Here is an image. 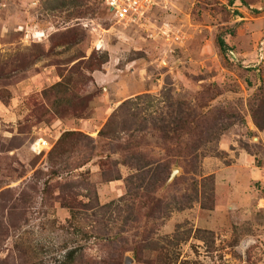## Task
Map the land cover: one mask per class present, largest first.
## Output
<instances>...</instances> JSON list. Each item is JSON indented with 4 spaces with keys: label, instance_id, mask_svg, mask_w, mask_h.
Masks as SVG:
<instances>
[{
    "label": "rangeland",
    "instance_id": "obj_1",
    "mask_svg": "<svg viewBox=\"0 0 264 264\" xmlns=\"http://www.w3.org/2000/svg\"><path fill=\"white\" fill-rule=\"evenodd\" d=\"M127 257L264 264V0H0V264Z\"/></svg>",
    "mask_w": 264,
    "mask_h": 264
},
{
    "label": "built area",
    "instance_id": "obj_2",
    "mask_svg": "<svg viewBox=\"0 0 264 264\" xmlns=\"http://www.w3.org/2000/svg\"><path fill=\"white\" fill-rule=\"evenodd\" d=\"M173 0H105L106 7L117 22L135 23L155 9L167 6ZM232 55V52H230ZM234 57V56H233ZM45 138L31 143L30 151L37 157L47 156L53 147Z\"/></svg>",
    "mask_w": 264,
    "mask_h": 264
},
{
    "label": "trees",
    "instance_id": "obj_3",
    "mask_svg": "<svg viewBox=\"0 0 264 264\" xmlns=\"http://www.w3.org/2000/svg\"><path fill=\"white\" fill-rule=\"evenodd\" d=\"M218 46L222 52H225L227 50V46L223 40L218 41ZM73 69H75V66L71 70L73 71ZM87 69H88V67H87ZM90 69L93 70V67H91ZM59 87H62V84L57 85V88H59ZM80 137H82V136L78 135L76 133L63 134L61 136V138L58 140V142L56 144H54L52 149L49 151L50 157L52 159L53 158L56 159L55 161H56V163H58V157L54 155L55 152H58L60 154H65L71 147H73V142H75ZM73 264H74V261H73Z\"/></svg>",
    "mask_w": 264,
    "mask_h": 264
},
{
    "label": "water",
    "instance_id": "obj_4",
    "mask_svg": "<svg viewBox=\"0 0 264 264\" xmlns=\"http://www.w3.org/2000/svg\"><path fill=\"white\" fill-rule=\"evenodd\" d=\"M176 172H177V170L172 171L171 179L174 178ZM125 264H132V259L127 257L125 260Z\"/></svg>",
    "mask_w": 264,
    "mask_h": 264
}]
</instances>
